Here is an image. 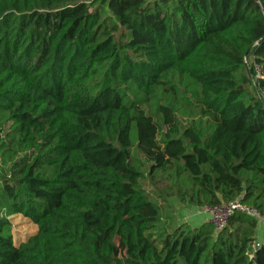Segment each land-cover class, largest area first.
<instances>
[{
  "label": "trees",
  "instance_id": "trees-1",
  "mask_svg": "<svg viewBox=\"0 0 264 264\" xmlns=\"http://www.w3.org/2000/svg\"><path fill=\"white\" fill-rule=\"evenodd\" d=\"M145 177L264 218V0H0V264H264L257 218L171 226Z\"/></svg>",
  "mask_w": 264,
  "mask_h": 264
},
{
  "label": "rangeland",
  "instance_id": "rangeland-1",
  "mask_svg": "<svg viewBox=\"0 0 264 264\" xmlns=\"http://www.w3.org/2000/svg\"><path fill=\"white\" fill-rule=\"evenodd\" d=\"M246 64L248 65L249 59L246 58ZM250 90L252 89V86H249ZM181 124H185L184 121H180ZM137 157L142 160V157L140 155H137ZM166 184L165 181L157 180L155 182H151L148 180L147 177L143 178L140 181V186L143 188L144 191L148 193V195L152 196L154 199H157L160 203V199L165 200L164 201V214L166 216H169V222L171 223V226L184 224L189 227H193L198 225L203 220H206L208 216V210L209 208L203 209L199 206H186L179 203L175 197H161L160 195L164 194L163 188ZM11 224L13 226V236L16 240H22L27 235L31 234L34 230L33 225L25 218H23L20 215H14L10 219Z\"/></svg>",
  "mask_w": 264,
  "mask_h": 264
},
{
  "label": "built area",
  "instance_id": "built-area-1",
  "mask_svg": "<svg viewBox=\"0 0 264 264\" xmlns=\"http://www.w3.org/2000/svg\"><path fill=\"white\" fill-rule=\"evenodd\" d=\"M260 75L259 68L256 67V76ZM203 209L208 210L206 207ZM238 211L242 212L248 215H251L258 220H264L263 217H261L255 209L252 207H249L247 205L241 204L238 201H229L228 203L222 204L220 206H215L212 208H209L208 210V216L206 218L207 221L212 223L215 228H219L225 223L226 218L233 212Z\"/></svg>",
  "mask_w": 264,
  "mask_h": 264
},
{
  "label": "crops",
  "instance_id": "crops-1",
  "mask_svg": "<svg viewBox=\"0 0 264 264\" xmlns=\"http://www.w3.org/2000/svg\"><path fill=\"white\" fill-rule=\"evenodd\" d=\"M255 241L264 242V220H259L256 224Z\"/></svg>",
  "mask_w": 264,
  "mask_h": 264
}]
</instances>
